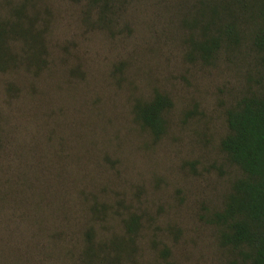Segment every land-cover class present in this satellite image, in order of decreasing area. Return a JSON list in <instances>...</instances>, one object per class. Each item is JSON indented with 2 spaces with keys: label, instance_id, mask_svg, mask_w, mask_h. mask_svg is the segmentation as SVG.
<instances>
[{
  "label": "rangeland",
  "instance_id": "obj_1",
  "mask_svg": "<svg viewBox=\"0 0 264 264\" xmlns=\"http://www.w3.org/2000/svg\"><path fill=\"white\" fill-rule=\"evenodd\" d=\"M258 6L0 0V264H254L219 214L246 175L227 112L264 91ZM156 94L157 134L139 116Z\"/></svg>",
  "mask_w": 264,
  "mask_h": 264
},
{
  "label": "trees",
  "instance_id": "obj_2",
  "mask_svg": "<svg viewBox=\"0 0 264 264\" xmlns=\"http://www.w3.org/2000/svg\"><path fill=\"white\" fill-rule=\"evenodd\" d=\"M258 7L260 20L253 44L261 53L264 66V0H259ZM24 9V2L12 8L11 17L18 28L10 24L13 30L9 32L13 34L12 40L21 44V50L27 53L24 45L32 44L34 37L19 26L23 20L21 15L27 16ZM7 31L0 23V56L5 49ZM169 104L168 98L156 94L139 112L141 120L156 134L162 130L161 112ZM227 122L230 132L222 140V147L246 175L235 181L226 207L219 214L226 227L223 237L228 244L249 247L253 263L264 264V91L241 98L237 106L228 110ZM84 253L88 257L94 254L90 246Z\"/></svg>",
  "mask_w": 264,
  "mask_h": 264
}]
</instances>
